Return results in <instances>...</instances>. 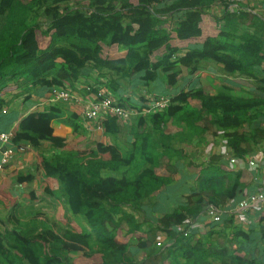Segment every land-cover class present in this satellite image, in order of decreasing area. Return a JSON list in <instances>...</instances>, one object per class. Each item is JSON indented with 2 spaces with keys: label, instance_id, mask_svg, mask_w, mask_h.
<instances>
[{
  "label": "crops",
  "instance_id": "0c3cea01",
  "mask_svg": "<svg viewBox=\"0 0 264 264\" xmlns=\"http://www.w3.org/2000/svg\"><path fill=\"white\" fill-rule=\"evenodd\" d=\"M169 1L172 0H166V3ZM206 1L202 15L205 33L194 39L175 41L173 44L179 50L172 60L191 50L202 49L209 36H219L223 45L233 48L243 44H246L247 52L261 48V60L250 75L229 73L224 64L211 58L199 59L195 70L180 63L171 70L168 67L159 68L151 82L146 81L144 70L123 76L107 68H96L90 63L81 69L76 80L64 79L61 86L40 83L41 78L27 74L0 72V132L13 134L9 144L13 154L0 168V233L4 235L8 248H13L21 233L29 238H40L45 232L52 233L59 238L68 237V242H71L76 234L90 230L89 218L78 210L80 203L76 196L68 195L70 187L59 176V168L64 164L63 157L71 153V160L81 162V157H87L89 152L96 154L99 144H114L120 149L119 160L125 163L132 158L133 161L126 165L122 163L118 170L102 172V176H138L143 171L153 169L152 164L144 165L141 157L131 154L133 144L147 143L141 137L148 132L159 151L170 145L174 148L170 154L182 156L170 162L171 166L177 168L173 180L141 203L145 211L137 218L142 225L141 233L149 239V246L141 248L137 243L133 244L131 253L135 259L160 264L165 251L176 241L174 235L168 237L166 230L159 228L160 219L179 205L194 208L201 203L204 209L197 218L191 215L194 218L190 220L188 217L185 225L173 226L172 229H185L187 235L200 238L210 230L207 224H217L210 215V210L215 209L222 217L219 226L225 224L229 228L226 234L215 232L208 244L210 239L217 246L231 243L234 253L238 250L239 255L262 260L264 264V199L248 208L238 206L239 198L251 193H264V0ZM120 2L117 0V5ZM163 4H156L154 8ZM182 16L183 13H180L172 19L178 23ZM175 71L178 73L173 76ZM57 74L55 71L43 79L51 80ZM206 81L210 82V95L214 98L231 95L228 108L236 115L231 113L226 119L229 123L227 129L223 127L225 123L213 114L195 123L191 117L196 112L194 110L201 109L202 101L193 97H189L185 103H177L187 112L183 110L182 115L168 118L159 126L140 120L142 116L163 109L154 105L156 99L167 98L170 105L173 97L177 98L183 92L201 90ZM54 89L68 90L71 97L68 100L58 99ZM105 95L128 111V116L121 117V125L117 128L112 123L107 129L106 120L115 116L108 112L94 120L84 118L83 113L89 103L101 100ZM217 103L220 108L226 107L220 100ZM41 116L50 117V126L57 142L47 138L36 141L15 138L23 121L26 125L40 126L38 117ZM237 116H240V120ZM97 124L102 127L97 128ZM115 131L118 132L113 134ZM160 132L162 134L158 135ZM227 134H231L230 138ZM232 134L234 140H242L245 150L241 151L244 152L242 157L235 155L228 144ZM213 158H218L216 174L220 178L215 180L211 189L204 190L201 170ZM232 158L237 159L233 162ZM162 159L155 172L171 176L169 158L164 155ZM164 160L167 161L164 163ZM251 160H254L253 165L249 163ZM69 165L72 171L77 172V164L69 162ZM4 200H8V203ZM91 203L109 207L111 202L107 198L94 197ZM133 205L134 202L124 204L126 207ZM157 239H164L159 241L162 247H154ZM12 251L17 253L14 249ZM47 251L63 257L80 255V252L72 250L57 249L55 252L50 245ZM84 251L88 252L89 249Z\"/></svg>",
  "mask_w": 264,
  "mask_h": 264
},
{
  "label": "trees",
  "instance_id": "16d2710c",
  "mask_svg": "<svg viewBox=\"0 0 264 264\" xmlns=\"http://www.w3.org/2000/svg\"><path fill=\"white\" fill-rule=\"evenodd\" d=\"M119 1L120 5H117V0H89L83 5L81 0H0V72L27 74L36 79L41 78L40 83L61 86L64 85V79L76 80L81 69L90 63L96 68H107L123 76L144 70L146 81L151 82L159 68L168 67L171 70L180 63L195 70L199 59L211 58L224 64L229 73L240 72L248 75L261 60L263 51L260 47L247 52L246 44L233 48L223 45L219 36H209L202 49L191 50L177 60H172L179 50L173 44L175 41L194 39L205 33L202 15L206 0H172L169 3L166 0ZM163 2V6L154 8V5ZM73 5L76 7H71ZM180 13H183L181 20L178 23L174 20V23L172 17ZM249 40L250 38L246 43ZM59 58L62 61H58ZM55 71L58 74L51 80L43 79ZM177 73L175 71L172 75L176 76ZM171 81L174 82L172 78ZM209 83L206 81L204 88L194 93L183 92L177 98L173 97L169 106L142 116L140 120L151 121L159 126L168 118L170 120L176 115H182L186 109L178 104L193 97L202 101L201 109L194 110L196 112L191 117L195 123L213 114L225 123L223 127L227 129L229 123L226 119L232 113L228 108L231 95L214 98L210 95ZM219 100L226 107L220 108L217 103ZM232 114L236 115L235 112ZM30 117L32 115L28 118ZM120 119L118 115L111 116L105 122L107 129L112 123L116 124V128L119 127ZM238 119L240 120V116ZM38 121L40 126L36 127L32 124L26 125L23 121L19 131L15 133V138H28L31 141L47 138L57 142L50 126V117L41 116ZM161 134L162 132L158 135ZM227 135L230 138L231 134ZM150 136L151 134L145 132L141 139L145 138L147 143H135L131 150L133 156L142 158L144 165L152 164L153 167L138 176H102V172L118 170L124 163L119 160L120 149L114 144H99L98 152H89L87 157L82 156L81 162L71 160V153L64 156L59 176L70 187L68 195L76 196L80 203L78 210L89 218L90 230L76 234L71 242H68V237L63 239L52 233L45 232L40 238H29L21 233L12 245L13 248L6 246L4 235L0 233V264H148L144 260H136L131 253V247L135 243L141 248L149 246V239L141 233L142 225L137 215L145 211L141 206L144 200L173 180L177 168L171 166L170 162L182 156L170 154L174 151L170 145L159 151ZM228 144L235 155H244L241 152L245 151L242 140H234L232 134ZM164 155L169 158L171 176L168 177L155 172ZM217 159L213 158L201 170L204 190L211 189L215 180L220 178L216 174L219 168L216 165ZM132 161L131 158L124 165ZM69 162L78 165L77 172L72 171ZM49 164L52 165V162L49 161ZM94 197L109 199L110 206L90 204ZM4 202L8 203V200ZM133 202L135 205L131 207L124 206ZM203 209L204 205L201 203L194 208L190 205H179L160 219L159 228H164L168 237L174 235L176 238L174 245L163 254L160 264H263L262 260L239 255L238 250L234 253L231 243L217 246L210 239L208 244L207 241L215 232L227 233L226 229L229 227L225 224L219 226L220 221L213 220L217 224H207L210 230L196 239L192 238V232L187 235L185 229H172L173 226L185 225L188 217L190 220L197 218ZM48 245L55 252L57 249L72 250L80 252V255H51L47 251ZM154 247L162 246L157 242ZM86 249L89 251L85 252Z\"/></svg>",
  "mask_w": 264,
  "mask_h": 264
},
{
  "label": "built area",
  "instance_id": "2783aa9c",
  "mask_svg": "<svg viewBox=\"0 0 264 264\" xmlns=\"http://www.w3.org/2000/svg\"><path fill=\"white\" fill-rule=\"evenodd\" d=\"M54 94L58 99L68 100L71 97V92L64 89H54ZM154 105L164 108L169 105V99L159 98L154 101ZM108 112L112 115H118L120 117H127L128 111L121 106L117 105L115 100L107 96L104 99L92 101L89 106L85 109L83 115L87 120L97 119L100 114ZM101 124H97V128H101ZM13 139V134L11 132H0V168L9 160L13 154V149L9 146ZM4 146V147H3ZM237 158H232L231 161H236ZM251 165L254 164V160L249 162ZM264 199V193H251L243 197L242 200L238 202L240 208H248L254 202ZM210 215L214 221H221V214L215 209L210 210Z\"/></svg>",
  "mask_w": 264,
  "mask_h": 264
},
{
  "label": "rangeland",
  "instance_id": "374dc122",
  "mask_svg": "<svg viewBox=\"0 0 264 264\" xmlns=\"http://www.w3.org/2000/svg\"><path fill=\"white\" fill-rule=\"evenodd\" d=\"M83 5H86L88 3L89 0H81ZM74 4V3H73ZM72 7V6H71ZM160 235V234H159ZM159 241H164V239H157V242Z\"/></svg>",
  "mask_w": 264,
  "mask_h": 264
},
{
  "label": "clouds",
  "instance_id": "9594fccd",
  "mask_svg": "<svg viewBox=\"0 0 264 264\" xmlns=\"http://www.w3.org/2000/svg\"><path fill=\"white\" fill-rule=\"evenodd\" d=\"M257 193V192H256Z\"/></svg>",
  "mask_w": 264,
  "mask_h": 264
}]
</instances>
